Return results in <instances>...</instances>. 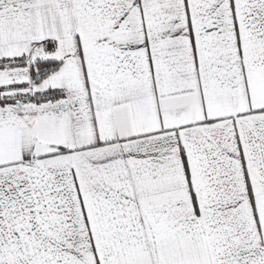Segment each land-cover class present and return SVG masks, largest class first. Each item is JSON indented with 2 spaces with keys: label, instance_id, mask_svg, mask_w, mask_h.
Listing matches in <instances>:
<instances>
[{
  "label": "snow or ice",
  "instance_id": "obj_1",
  "mask_svg": "<svg viewBox=\"0 0 264 264\" xmlns=\"http://www.w3.org/2000/svg\"><path fill=\"white\" fill-rule=\"evenodd\" d=\"M0 264H264V0H0Z\"/></svg>",
  "mask_w": 264,
  "mask_h": 264
}]
</instances>
